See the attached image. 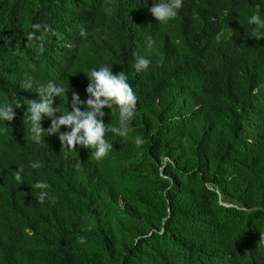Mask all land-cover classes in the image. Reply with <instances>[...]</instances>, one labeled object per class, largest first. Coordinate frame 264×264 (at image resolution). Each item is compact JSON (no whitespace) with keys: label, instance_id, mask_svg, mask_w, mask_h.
Wrapping results in <instances>:
<instances>
[{"label":"trees","instance_id":"16d2710c","mask_svg":"<svg viewBox=\"0 0 264 264\" xmlns=\"http://www.w3.org/2000/svg\"><path fill=\"white\" fill-rule=\"evenodd\" d=\"M152 3L0 0V103L21 101L0 122V264H264V37L248 20L264 0H183L167 24ZM44 25L59 38L29 37ZM102 64L138 97L128 136L107 132L100 160L55 134L33 143L23 102L51 81L65 89L53 107L70 110ZM104 111L118 127L116 106ZM37 180L54 203L38 202Z\"/></svg>","mask_w":264,"mask_h":264},{"label":"clouds","instance_id":"9594fccd","mask_svg":"<svg viewBox=\"0 0 264 264\" xmlns=\"http://www.w3.org/2000/svg\"><path fill=\"white\" fill-rule=\"evenodd\" d=\"M183 0H153L152 6L149 8L152 16L161 24H167L175 18L181 8ZM105 13L110 15L111 8L105 7ZM249 22L254 25L252 35L256 39L264 37V16L260 15L259 7L257 11L248 16ZM33 28L40 30V24L33 25ZM51 33L59 38L60 34L44 25L43 30L37 35L29 33V37L36 35V40L42 42L45 34ZM81 35L86 36L87 33L81 29ZM152 41L149 40L148 47H152ZM150 59L146 56H137L135 61L136 72L148 69ZM88 84L86 100H81L79 94L72 92L70 110L61 111L57 106L53 107V96H61L65 94V89L58 84L48 82L43 90L40 99H27L23 104L26 105L24 110V119L30 123V139L33 143L40 145L45 143L44 137L57 135L61 143L67 149H75L80 146L93 150L97 160L105 157L109 150L113 149V143L106 138V133L111 131L119 137L126 138L129 134V124L136 114L138 97L134 92L131 84L128 82L127 75L120 71L114 73L112 68L107 64L99 67H93L86 73ZM28 87V85H25ZM68 91V90H67ZM116 106L119 112V126L109 127L105 121L104 108L112 109ZM14 107H21V101L12 103H0V122H10L15 116ZM59 113V115H54ZM51 119V126L45 130L41 126V121L45 118ZM61 126L65 130L61 131ZM46 134V135H45ZM137 144L143 143L142 139L137 138ZM29 166L32 169H39L41 163L38 160H30ZM24 169L17 168L14 174V180L17 184H24ZM31 188L37 191V200L44 203L46 200L50 203L55 202V197L49 191V184L44 180H37ZM80 244L86 243L85 237L78 239Z\"/></svg>","mask_w":264,"mask_h":264}]
</instances>
